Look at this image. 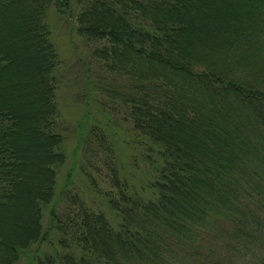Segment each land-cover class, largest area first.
I'll use <instances>...</instances> for the list:
<instances>
[{"label":"trees","instance_id":"16d2710c","mask_svg":"<svg viewBox=\"0 0 264 264\" xmlns=\"http://www.w3.org/2000/svg\"><path fill=\"white\" fill-rule=\"evenodd\" d=\"M50 14L95 67L59 181ZM262 24L264 0H0V264H264V85L216 56Z\"/></svg>","mask_w":264,"mask_h":264},{"label":"rangeland","instance_id":"374dc122","mask_svg":"<svg viewBox=\"0 0 264 264\" xmlns=\"http://www.w3.org/2000/svg\"><path fill=\"white\" fill-rule=\"evenodd\" d=\"M55 17V15L50 14L49 20L51 19L50 35L58 50L59 60L57 72V105L59 110L58 128L62 135L65 136L64 145H66L67 152L65 165L61 167L58 172L59 181L62 178L64 170L69 166L70 155L68 151L72 146V140L74 137L73 129L79 118L82 116L85 107V100L80 99V94L84 90L82 87V78L89 73L94 79L95 67L92 62H89L90 46L73 31L68 33L69 30L67 31L68 28H66V25L62 23V21H56L53 19ZM236 40V42L217 51L216 56L228 69L234 72L238 78L247 79L264 85V24L258 28L256 35L249 37L241 36ZM93 83L94 84L90 89V94L94 102L90 107L92 117L107 129L110 126L107 125V115L109 114L113 118V121L116 117L111 109L110 111H99L96 108V105L98 106L96 99L102 98L104 95L100 91L98 81L95 79ZM256 127L258 130L262 128L260 123H256ZM117 129L118 132H116V136L118 142L121 141L123 137L129 136V132L126 130L125 126H120L118 124ZM117 146V149L121 151V147L118 144ZM127 146L130 148L129 145ZM122 148L126 147L122 146ZM126 150L123 152H127ZM84 154L86 157L89 155L87 151H84ZM84 161L86 166V159H84ZM87 167L88 166L85 168ZM75 179V183L79 186L80 180L77 178ZM140 181L141 178L137 180V182ZM47 207H44L43 209L45 214ZM45 214L42 218L43 227L46 224ZM19 262H21V260H19Z\"/></svg>","mask_w":264,"mask_h":264}]
</instances>
